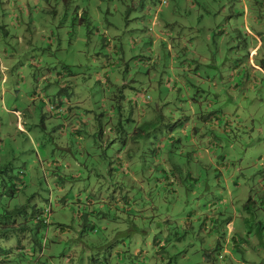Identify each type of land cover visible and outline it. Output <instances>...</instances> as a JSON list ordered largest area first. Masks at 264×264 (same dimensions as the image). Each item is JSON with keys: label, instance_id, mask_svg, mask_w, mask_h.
Instances as JSON below:
<instances>
[{"label": "rangeland", "instance_id": "obj_1", "mask_svg": "<svg viewBox=\"0 0 264 264\" xmlns=\"http://www.w3.org/2000/svg\"><path fill=\"white\" fill-rule=\"evenodd\" d=\"M76 5L91 17L82 28L72 16ZM244 5L0 0V223L28 227L0 236V251L11 252L7 264H24L27 254H17V245H40L43 264H176L184 257L190 259L183 264H201L205 228L215 230L240 214L249 215L252 227L257 220L264 225V41L255 68L246 61L255 43L243 25ZM148 7L167 14L169 52L161 41L158 53L146 49L154 38L144 32L157 30L139 23ZM116 8L130 15L108 30L123 43L119 58L94 48ZM209 11L211 37L196 42L189 27ZM115 81L124 99L108 97ZM137 93L149 106L131 102ZM160 94L167 96L164 103ZM59 97L78 114L132 121L123 122L118 139L97 132L84 136L87 147H80L75 136L59 137L61 120L53 115ZM150 106L157 108L154 116L141 117ZM216 120L222 133L213 128ZM100 142L107 146L95 145ZM14 187L19 196L10 195ZM20 206L24 212L16 211ZM45 209L51 212L47 227L35 223Z\"/></svg>", "mask_w": 264, "mask_h": 264}, {"label": "crops", "instance_id": "obj_2", "mask_svg": "<svg viewBox=\"0 0 264 264\" xmlns=\"http://www.w3.org/2000/svg\"><path fill=\"white\" fill-rule=\"evenodd\" d=\"M248 5L245 6L246 9H244V22L243 25L246 28V33L251 37V41L255 43V45L251 44V47L247 49V59L246 61L248 64L252 63L255 68H259L254 63V56L258 52V50L261 48L262 43L264 41V0H244ZM135 9V8H134ZM140 8H137L139 10ZM256 11V13H255ZM260 11V12H259ZM115 12L113 15L112 13L111 18L107 20V30H104L103 35H101V39L99 38L94 45L95 50H99L100 52H103L104 54L108 55H114V57L119 58V53H123V43L119 39L120 37L115 34H109L110 32L108 30L115 29L119 27L122 23V19L124 17L123 11H120L119 9H114ZM89 12L87 9L81 8L80 5H76V7L73 8V18L77 21L78 27L82 28L86 24L90 23L91 17L88 14ZM109 13V11H107ZM141 16H144L139 19V23L142 24L143 21L145 22V25L151 23L153 27H156L155 30H151L152 32L147 33L144 32L143 36L146 35L149 38L153 37L154 40L149 43V45L146 47L150 52L152 53H158V51H155L157 48V44L159 41L163 44V48L166 51H170L172 48L171 43L166 40L173 39V32H171L168 26V23L165 22V11L157 9L155 12L151 8H147L146 11L144 9L141 11ZM213 13L211 11L207 12V17L205 20L202 21V23H206L207 26H205L206 29H203V32L200 34V27L203 25L202 23H198L197 27H189L193 30V32L196 35L195 41L199 42L201 40L209 41L211 35V31L213 29H210V25H213ZM130 15L126 14L124 19L129 20ZM151 17V18H150ZM187 28L182 29L183 32L187 31ZM98 33V31H97ZM101 34V33H98ZM172 35V36H171ZM185 34H183L184 36ZM79 38V37H78ZM77 38V39H78ZM50 42H53V39H50ZM56 42V40L54 41ZM50 45H56L55 43H49ZM129 48L133 49V52L135 53V50H137L136 40L133 37H130L128 40ZM79 51V50H78ZM198 46H195V48L192 50V54L195 58H198L200 54H197ZM136 55H134L135 57ZM112 63V62H109ZM108 61L105 62V67L108 68L109 65ZM114 65H117L115 68L119 67V63H115ZM251 66V65H250ZM253 68V67H252ZM254 69V68H253ZM113 72V69L110 70V73ZM103 73L107 74L109 72L104 71ZM116 73L115 71L112 73ZM57 81L56 84H58L59 87L63 88L65 84L62 81V78L60 76V73L57 72L56 78ZM110 88L108 89L107 94H110L108 96L111 99H124L125 95L122 93V90H119L118 87V81L110 82L109 83ZM124 86V85H123ZM126 86V85H125ZM35 97V96H34ZM107 97V98H108ZM167 96L160 94L161 103H164ZM60 100H58L57 109L53 112L54 117H57L59 120H61V123L59 124V134L60 138H65L68 136V134L75 136L78 138V140H82V143L79 144L80 147H87V142H84V136L87 137H94L95 134L98 132L101 138H107L110 139L113 136H117V139L121 136V133L123 132V122L126 120L128 123L132 121V118L129 117L127 119L126 116H123L120 114H109V115H93V114H78L74 112V107L70 105L69 100L66 97H59ZM131 102H136L137 100H142L144 104L149 103L147 101H144V95L142 93H137L135 97L131 98ZM148 100V99H146ZM2 101V100H1ZM158 106V103L155 104ZM151 107V106H150ZM155 111L157 108H149L147 110H144L141 117H151L154 116L150 111ZM113 115V116H111ZM114 118V119H113ZM220 124L219 120L215 121V124H213V128L217 130L219 133H222L220 130V127L218 126ZM16 128L21 133H28V131L18 122L16 123ZM67 129V130H66ZM137 129V126L135 127ZM136 130H134L135 132ZM65 144V143H64ZM97 146H100L102 149L103 147L107 146L106 143L100 142V144H96ZM22 186V185H21ZM10 195L12 197L18 195V189L14 187L12 190H10ZM243 203V201H242ZM17 212H24V207L20 206L18 209H16ZM51 213V212H50ZM249 215H233L228 217L225 221L220 223V226L216 228L215 230H212L210 228L204 229L201 231V246L199 249H201V264H264V225L257 220V225L255 227L250 226ZM49 218L50 215H48V220L46 224H49ZM36 223V221H35ZM46 225L45 227H47ZM14 228H19L21 230H28V227L25 225H17L16 227L7 224V223H0V236H3L6 238V235L9 231L14 230ZM161 241L158 243L160 244ZM23 246L17 245L16 246V252L17 254L20 253H26L27 257L24 258V264H43L42 256H44L43 249L38 245V247L34 249H26L24 250L22 248ZM26 251L22 252L21 251ZM11 253V252H10ZM9 252L3 253L2 250L0 251V264H7L9 262ZM24 255V254H23ZM17 256L16 258H18ZM181 259H175L176 264H183L185 261H187L190 258L184 257ZM49 262V259L46 260ZM18 262V261H17ZM18 264H22V262H19ZM170 264H174L170 262Z\"/></svg>", "mask_w": 264, "mask_h": 264}, {"label": "built area", "instance_id": "obj_3", "mask_svg": "<svg viewBox=\"0 0 264 264\" xmlns=\"http://www.w3.org/2000/svg\"><path fill=\"white\" fill-rule=\"evenodd\" d=\"M49 214H50V210L49 209H45L41 216H37L36 217V220H44V222H47Z\"/></svg>", "mask_w": 264, "mask_h": 264}, {"label": "trees", "instance_id": "obj_4", "mask_svg": "<svg viewBox=\"0 0 264 264\" xmlns=\"http://www.w3.org/2000/svg\"><path fill=\"white\" fill-rule=\"evenodd\" d=\"M56 109H57V108L54 107V111H55ZM11 190H12V189H11ZM36 223H38V224H40V225H42V226H46V225H48V224H46V222H44V220H37Z\"/></svg>", "mask_w": 264, "mask_h": 264}]
</instances>
